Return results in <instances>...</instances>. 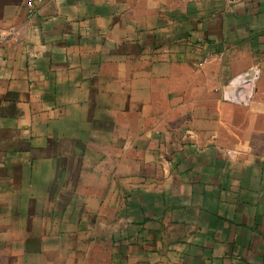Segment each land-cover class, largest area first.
<instances>
[{
	"label": "crops",
	"instance_id": "0c3cea01",
	"mask_svg": "<svg viewBox=\"0 0 264 264\" xmlns=\"http://www.w3.org/2000/svg\"><path fill=\"white\" fill-rule=\"evenodd\" d=\"M0 264H264V0H0Z\"/></svg>",
	"mask_w": 264,
	"mask_h": 264
},
{
	"label": "built area",
	"instance_id": "2783aa9c",
	"mask_svg": "<svg viewBox=\"0 0 264 264\" xmlns=\"http://www.w3.org/2000/svg\"><path fill=\"white\" fill-rule=\"evenodd\" d=\"M36 2H41L42 0H35ZM27 5H28V7L31 9L32 8V6H33V2L32 1H30V2H28L27 3ZM247 75V74H246ZM249 86L247 85V88H248ZM247 88H244V94L246 95V91L248 92V89ZM241 96H243V97H241ZM247 97V96H246ZM232 100L234 101V102H240V103H246L247 102V100H246V98H245V96L243 95V94H240V96H237V95H235V96H232Z\"/></svg>",
	"mask_w": 264,
	"mask_h": 264
}]
</instances>
